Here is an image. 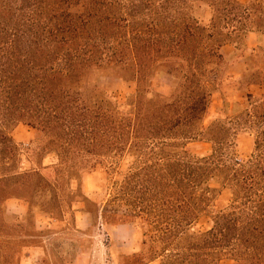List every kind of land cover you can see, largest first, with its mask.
Segmentation results:
<instances>
[{
    "label": "trees",
    "instance_id": "16d2710c",
    "mask_svg": "<svg viewBox=\"0 0 264 264\" xmlns=\"http://www.w3.org/2000/svg\"><path fill=\"white\" fill-rule=\"evenodd\" d=\"M201 3L209 25L195 17ZM252 34L264 35V0H0V220L17 199L32 219L0 221V245L16 240L19 256L37 242L36 212L62 214L59 168L80 189L91 161L130 156L98 215L144 229L139 264H264L263 45L241 79L262 92L225 101L227 119L205 125L217 89L208 76L227 45L244 56ZM96 74L134 82L135 92L120 101L98 82L91 88ZM161 74L175 82L169 95L153 87ZM19 125L35 131L37 168L21 170ZM241 132L253 137L247 159L235 153ZM191 142L211 152L192 153ZM47 154L58 162L44 165ZM225 189L231 201L212 227L192 232Z\"/></svg>",
    "mask_w": 264,
    "mask_h": 264
},
{
    "label": "rangeland",
    "instance_id": "374dc122",
    "mask_svg": "<svg viewBox=\"0 0 264 264\" xmlns=\"http://www.w3.org/2000/svg\"><path fill=\"white\" fill-rule=\"evenodd\" d=\"M244 1V0H242ZM195 17L201 24L209 25L212 18V10L207 4H198L194 10ZM248 50L242 56L241 50L232 45H227L224 52L227 59L221 63L217 71L209 75L207 80L216 86L211 98L205 125L217 118L227 119L229 114L224 111L228 109L225 101L230 106L234 102H245L247 94H260L258 86L244 87L241 79L247 68L246 58L260 45L264 46V35L252 34L247 42ZM98 84L124 101L126 97L135 92V83L123 81L114 77H100L96 74L89 84L94 87ZM153 87L164 95L174 91L175 82L166 75L161 74L154 78ZM35 131L26 126H20L15 132V138L21 148V168L30 170L37 168V162L42 161L44 154L40 151V144L35 137ZM43 146V145H42ZM211 144L206 142H191L188 149L195 154L205 155L211 152ZM253 137L249 133L241 132L236 141L235 153L240 159H247L253 150ZM133 158L128 156L122 160L104 158L91 161L97 166L83 174V181L79 189L77 180H67L63 169L58 170L62 214L55 211L54 217L40 216L36 221L37 242L35 246L23 249L21 255H17V241L10 239L0 245V264H139L142 255H135L140 241L146 239L144 229L137 233L135 225H121L118 232L113 231L115 225L104 222L98 215V206L104 203V199L113 195L117 183H119ZM58 158L55 154H47L44 163L46 165L56 164ZM82 171V169H81ZM58 178V179H59ZM232 193L229 189L217 197L209 213L203 216L192 228V232H203L209 230L213 225L212 215L218 210L228 206ZM8 215L3 216L6 223L25 221V209L17 202L11 200L7 206ZM24 214V215H23ZM58 214V215H57ZM3 220V221H4ZM23 222L28 225L32 219ZM2 221V220H0ZM2 221V222H3ZM160 243L155 247L160 249ZM17 252V253H16ZM140 253V252H139ZM22 262V263H20ZM223 264H236L233 260H226Z\"/></svg>",
    "mask_w": 264,
    "mask_h": 264
},
{
    "label": "crops",
    "instance_id": "0c3cea01",
    "mask_svg": "<svg viewBox=\"0 0 264 264\" xmlns=\"http://www.w3.org/2000/svg\"><path fill=\"white\" fill-rule=\"evenodd\" d=\"M254 95H256V94H254ZM258 95V94H257ZM20 126H22V125H19L16 129H15V131H14V133H13V136H14V138H15V132H16V130L20 127ZM23 126H25V125H23ZM26 127H28V126H26ZM28 128H30V127H28ZM30 129H32V128H30ZM34 131V130H33ZM35 133V132H34ZM36 137V136H35ZM15 140H16V138H15ZM46 158V157H45ZM45 158H44V160H43V163H44V161H45ZM44 165H46L45 163H44ZM50 165V164H49ZM32 169V168H31ZM21 170H23L22 168H21ZM24 170H27V169H24ZM17 202H19L22 206H23V208L25 209V214L27 213V204L25 203V202H23V201H21V200H18L17 199ZM24 215V214H23ZM18 216H19V214H18ZM40 216H48V217H54V216H51V215H46V214H43V213H39V212H36V214H35V218H34V223H35V229L37 230V225H36V221H37V219H38V217H40ZM23 217V216H22ZM121 225H129V224H119V225H115V227H114V229H113V231L115 232V233H117L118 232V230H119V228H120V226ZM130 225H134V224H130ZM136 227V226H135ZM38 231V230H37ZM136 231H137V233H140V231L137 229V227H136ZM142 242L140 241V245L138 246V248H136L137 250H139L140 249V251H135V255H141V253H142V250H143V247H142ZM33 246H35L34 244L33 245H30V246H27V247H33ZM140 252V253H139ZM20 263H22V262H20ZM147 264H160V260H159V258L158 259H155V260H153L152 262H149V263H147Z\"/></svg>",
    "mask_w": 264,
    "mask_h": 264
}]
</instances>
